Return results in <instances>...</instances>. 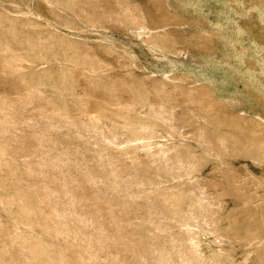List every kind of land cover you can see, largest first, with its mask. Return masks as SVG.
I'll list each match as a JSON object with an SVG mask.
<instances>
[{"label":"rangeland","instance_id":"374dc122","mask_svg":"<svg viewBox=\"0 0 264 264\" xmlns=\"http://www.w3.org/2000/svg\"><path fill=\"white\" fill-rule=\"evenodd\" d=\"M58 1L61 2V5ZM66 1H69L68 4ZM93 71H99L103 75H98ZM2 99L28 100L27 108L46 110V114L49 113L47 116L51 115L50 117H52L54 114L56 115L55 119L61 116L58 111L64 110V115L67 112L69 115L79 116L81 114V116L84 115L83 117H91L93 122L101 127L110 124L111 126L117 125L120 127L121 124H142L143 128L147 126L145 130L138 131L144 137V139L138 140L140 145L137 143L138 141H134L135 143L133 142V145L128 144V147L127 144L116 143H114L116 146L111 145V143L110 146L107 141L100 144V142L105 141V138L100 136L101 134L91 131L93 134L91 136L94 137L96 134L98 140L94 139L97 143L99 142L98 144L101 147H105V150L109 149L107 151L110 152L111 150L110 153H112L113 149L115 152L118 149L117 152L119 153L113 152L112 155L114 153L115 156L120 155V152L121 154L123 152V157L117 160L121 167L132 165L130 168L134 170L135 166L138 167L139 164L138 169L144 171L143 173L139 171L140 173L145 174L147 172L146 174H149L152 177L150 179L154 181L159 178V181H157L160 188L154 187L157 186L156 184H148L147 187L151 186L146 188V185L143 184L140 187L147 190L149 194L142 191L141 195L138 196L139 199L134 198L138 201H131L130 199L131 203L134 202V204H131L129 200L127 202L130 204H128L125 199L121 202L118 198L120 202L117 201L116 197H113L116 202L109 197L110 202V199L105 195H100L102 197L97 200L87 195V193H90L89 190L92 191L93 188L84 180H81L83 178L82 171L87 165L93 169L94 166L98 167L101 164L98 162L97 156L99 154H96L103 149L99 145H95L96 141L93 140L90 134L91 138L89 140L88 133L90 131L81 129L84 131L82 133L78 128L73 129L76 126L71 125L73 127L71 128L70 125H66L64 127V124L60 126L61 124L57 125L58 123L56 125L60 128L57 126L53 128V124L50 125L49 130V127H46L48 125L44 123V118L38 116L37 120H34L35 123L38 121L40 126L37 125L38 123L35 125L32 119V122L29 120L30 116H34L32 111H25L24 114L20 113L21 119L18 116V120L15 121L17 124L14 122L10 124L12 127L8 124L7 126L10 128H7L8 130L3 129L0 125V186L10 188L15 183L20 184L21 181H30L34 184L36 182L39 184L49 183L61 188L65 176L69 179L70 176H77L78 174L79 177H70L69 180L66 177L65 180H68L69 183L72 182L70 187L74 193L71 191V194L87 199L82 198V203L85 201V204L83 203L85 206H92L95 202L96 205L99 204L98 206L107 208L109 202L111 204L115 202L116 205L113 204L114 211L112 212H115L116 215L105 211L96 214H83L89 223L94 224H89L88 231L101 223L105 226L104 232L102 231L104 236L101 235V237L104 240L106 239L107 244L104 241L105 244L102 247L107 249L108 245L109 249L104 250L105 252L102 247L98 248L100 251L97 249L98 259L96 258L95 264H102V262L117 264L116 262H119V259L128 260L127 262L134 264L139 257L142 256L143 258L144 254L146 257L150 255L149 251L148 253L145 252L146 250L142 247L145 246L146 242L152 240L151 237L154 236L156 242L163 240L164 243L168 240L169 242L164 243L165 246L169 245L171 246H168L170 250H175L174 247L177 244L179 245V242L182 241L181 238H185V236L187 238L188 234L190 237L193 236L198 239L200 248H196L212 259L209 262L206 255H203L199 250L201 256H203L200 262L202 264H213L216 259L217 264H232L233 262L234 264H239L238 262L240 264L242 262L243 264H264V0H0V101ZM152 105H154L153 108L148 109V106ZM160 105L162 107L165 105V109L163 108L159 115L163 114L162 117H164L169 114L171 117L166 116L167 118H164H173V121L170 119L171 122H169L155 115L157 113L153 109L160 110L162 108L159 107ZM139 107L141 112L138 110ZM0 114L5 115V113ZM24 115L26 118H24ZM24 119L26 122H24ZM165 121H168V124L171 123L170 125L174 128L172 126L168 128L169 125ZM11 129L13 130L10 131ZM46 129L49 131H46ZM146 129H149V131ZM202 130L203 132H201ZM106 131L109 133L108 128H105ZM80 133L81 136H79ZM125 133L124 135L121 134L119 140L131 134L129 130ZM145 141L152 142L153 151L158 147L172 148L174 145V149L172 148L170 151L168 148V151L173 152L171 153L173 158L178 153L182 155L185 158L186 162L184 164L187 167L178 166L176 163L172 164L173 168L169 169L173 170L172 173L175 172L176 176H172V173L168 174L169 176L166 175V170L170 171L169 169L163 170L165 171L164 175L168 178L167 180L160 172L162 169L158 170V166L161 167L162 162H160L162 164H158L159 162L156 161L157 167L152 162H148V156L144 151L145 147L142 146V143H146ZM157 141H159L158 144ZM55 143H59V146L56 145L60 151L57 150L58 147ZM136 144L142 147H138L137 150L135 148L134 152L133 148L137 146ZM118 145H121V147L124 145L122 149L126 146L128 149H125L129 150L133 156L130 153L126 155L124 152L127 151L125 149L123 151L120 149L121 147L118 148ZM129 145L133 147L131 148ZM91 146L93 148H90ZM95 146L100 150L97 151ZM176 146L178 147L176 148ZM64 147L67 153L64 152ZM56 150L59 155L62 153L64 156L57 154L56 156L52 155L54 157L51 158L50 153L53 152L52 154H54L55 151L56 154ZM174 150L176 152L179 150V152L175 154ZM46 151L50 153L47 155ZM41 153L45 154H43L45 158L38 165L35 163V159L40 161L39 154ZM74 153L79 155L76 156ZM170 153L168 152L169 156ZM65 154L71 160L67 162L64 160V162L63 159H69ZM143 154L146 156H143ZM83 155H85V158ZM134 157H138V159L141 157L142 161H146L141 163L140 159V162H138V159H134ZM51 159H55L54 162L61 166L58 165L56 168L52 166V168L49 165V163H53ZM72 159L78 160V162H75L76 165L77 163L79 165L81 160L83 168H80L81 165L78 166L79 168L76 167ZM83 159L87 161H83ZM186 159L188 161L190 159V163H187ZM45 160H47L46 163H44ZM120 160L123 162L121 163ZM132 160L134 163L135 161L138 163L134 164ZM61 161L69 164L64 165ZM95 161L99 165L93 163ZM191 161L195 165L191 164ZM29 166L37 170L45 168L46 170L42 169V172L39 170L41 174L44 172V175L40 173V175H33L27 171ZM168 166L165 165V168H168ZM181 166L184 168L179 170ZM96 167L95 171H103L102 168H97V170ZM148 167L151 171L147 170ZM153 167H156L159 172L156 169H154L155 171L152 170ZM61 168L62 170L59 171ZM185 168L186 171L189 169L190 173L186 172ZM192 171L193 174H191ZM155 172L161 173L162 176L157 174L158 177H154ZM50 173L52 176L54 174L55 177L50 176ZM160 177L162 178L160 179ZM162 180L164 183L160 184ZM165 182L167 185H163L166 184ZM101 184L99 186L104 187ZM169 185L171 187L167 188ZM191 186H194L193 190L198 191L195 192L200 196V200L197 199L198 195L193 192ZM198 186H203V189ZM153 187L155 190L157 189L158 193L160 191L161 193L155 192ZM162 187L170 191L161 190ZM189 188L192 190V194ZM179 189L183 190L181 194H177ZM153 191L157 196L159 195L160 200L164 199H162V195L168 199L166 198L164 202L160 201L161 203H159V198L156 197ZM144 193H147L148 196L151 195V197L143 196ZM171 193H175V195H171ZM182 195L185 201L181 200ZM142 197L148 198V200L155 198L153 201L158 202L154 203L152 201V203L145 198V200L142 199L148 202L149 205L146 204L150 206L149 209L156 207L154 210L151 209L155 212L153 214L151 210H148L151 216L156 215L154 221H152L153 217L151 219L149 215V218L145 216L146 213L144 214V212L147 211L146 208L148 207L144 204V201L141 203L140 198ZM202 197L206 198V201L208 199L210 206L208 202L203 201ZM106 198L107 200H105ZM179 198H181V201L178 200ZM209 199L211 200L209 201ZM14 200L16 208H25L28 205L27 201L19 194H16ZM87 201H91L92 204L86 205ZM183 201L185 203L189 202L185 204ZM124 203H126V206L128 204L127 208H124ZM189 203L191 207H189ZM211 203H214V205L212 206ZM142 204L143 208L141 209ZM159 204L163 205L161 206V208L164 207L163 210L167 207L165 205H168V209L161 212L163 210H160ZM199 205L205 207L206 211ZM184 206H188L185 207L186 210L193 207L192 209L195 212L192 209L190 212L194 216H189L190 212L186 211ZM130 207H133L132 209L136 207L135 211ZM170 207L172 212L168 211ZM121 208L127 210L124 211ZM157 208H159L160 214L164 213L165 216L158 215ZM208 209L210 212L211 209L213 210L209 216ZM173 210L176 211V214L173 213ZM133 211L139 214L137 215ZM169 213H173L174 217ZM177 214L179 217L176 216ZM113 215L115 218H113ZM196 215L197 217H195ZM169 216L176 218V220L180 216L190 217L191 219H186L189 227L188 224L183 225L187 226L188 229L180 226L176 220L174 226L172 227L171 224L172 228H170L171 220L174 219ZM0 217L2 221L3 219L4 221L7 220L6 212L0 210ZM156 217H166L168 221H163L166 218L157 219L161 221L159 224V222H156ZM200 217H203V221ZM89 218L90 220H88ZM206 218L210 222L205 220ZM115 219H118V221ZM145 219L148 225L145 224ZM94 220L95 222L97 220V224ZM214 220L219 221L214 223ZM162 223H164V227L165 224L169 223L165 227L168 231L163 228L166 230L165 233L162 232V227L161 229L159 227L163 225ZM217 223L218 225L215 226ZM148 226H151V230ZM178 226H180L179 229ZM152 227L157 228V230ZM148 228L150 232H146ZM145 229L146 231H144ZM177 231L181 233V235L179 234L180 237L182 236L181 238L176 235ZM159 232L162 234L160 237ZM171 235L174 236L175 240ZM142 238H145L143 241H146L144 245H142ZM149 238L150 240H148ZM157 238H159L158 241ZM161 238L162 240H160ZM172 238L173 241H170ZM83 240L79 239L78 242L85 246L86 241L83 242ZM171 242L176 244L173 243V246ZM137 243L138 245L140 243L142 247L140 245L139 248L136 247ZM185 244L184 246H188L187 243ZM133 246L136 248H131ZM184 249L188 250V247ZM125 250H127V253ZM140 250L142 251L140 252ZM107 252H110L109 259ZM117 253L121 255H115ZM133 253L135 256H139L136 258L132 256ZM24 254H27V251H23L22 256ZM6 256L8 257V254ZM175 256L176 254L173 257L178 262V257ZM113 257H115L114 260ZM149 257V260L146 258L148 261L146 260L145 264H151L158 260L156 258L152 261L154 254ZM173 257L171 255L169 260ZM205 258H207L206 261ZM27 259L26 256L23 258V260ZM173 259L171 261L176 263ZM9 262H1V264H8ZM157 262V264H161L159 260ZM162 262V264H166V262Z\"/></svg>","mask_w":264,"mask_h":264},{"label":"bare ground","instance_id":"6f19581e","mask_svg":"<svg viewBox=\"0 0 264 264\" xmlns=\"http://www.w3.org/2000/svg\"><path fill=\"white\" fill-rule=\"evenodd\" d=\"M14 2V1H13ZM56 2V1H55ZM59 2V1H58ZM67 2V1H66ZM69 2V1H68ZM68 2H67V4H68ZM70 2H72V1H70ZM17 3V2H16ZM60 3V5H61V2H59ZM53 4H54V2H53ZM56 4V3H55ZM58 5V4H57ZM64 5V4H63ZM18 6V5H17ZM16 6V7H17ZM15 7V6H14ZM13 7V8H14ZM20 8H22V7H20ZM28 9V8H27ZM26 11H28V10H26ZM34 11V10H33ZM31 12V11H30ZM19 13H21V12H19ZM26 13V12H25ZM24 13V14H25ZM26 14H29V13H26ZM36 15V14H35ZM93 72H95L96 74L98 73V75H103L101 72H99V71H93ZM92 76V75H91ZM119 79H120V77H119ZM96 82H97V80H96ZM95 82V83H96ZM28 100H21V101H15V100H6V99H2L1 101H0V113H5V115H8V116H5V115H2V114H0V115H2V116H5V117H0L1 119H2V121L0 120V125H1V127L3 128V129H7V128H9V126H11L10 124H13V122L14 123H16L15 121H17L18 120V116H19V114L20 113H23L24 114V112L25 111H27V112H31L32 111V113H33V115L34 116H30V121H31V119L34 121V120H37L36 118L38 117V116H40L41 118H44L45 119V122L44 123H46V125H48V126H46L47 128L49 127V130H50V125H53L52 127L53 128H55L57 125H59V124H61L60 126H62L63 124H64V127L66 126V125H73V127L74 126H76L75 128H73L72 126H71V128H73L74 130L76 129V128H78L79 129V131H82V133H84V131L83 130H81V129H84V130H86V131H90V133H88V136H89V134H90V136L91 135H93L92 134V130L94 131V132H96V134L97 133H99V134H101L100 136H103L104 138H105V141H102V142H100V144H102L103 142H109V145H110V143H111V145H114V143H116V144H127L126 146L128 147V144H132L133 145V142L134 141H138V140H142V139H144V137H142L140 134H139V132L138 131H140V130H142V129H144L145 130V128L147 127L146 125V127L145 128H143L142 127V124H140V125H137V124H121L122 126L120 127V126H117V125H112L111 126V124L110 125H104V126H106V127H101L100 125H97L95 122H93V120H92V118L90 117V118H87V117H83V116H81V114L79 115V116H74V115H69L67 112H65V115H64V110H60V111H58L59 112V115H61V116H58V117H56V119H55V116L56 115H54L53 114V116L52 117H50L49 115L47 116V114H49V113H47L46 114V110L44 111V110H41V109H29V108H27L28 107ZM125 103H128V102H125ZM118 104H120L119 102H118ZM150 104V103H149ZM160 104V103H159ZM126 105V104H125ZM133 105V104H132ZM140 105V104H139ZM155 105V104H154ZM154 105H152V106H148V109L149 108H153V106ZM128 106V105H127ZM129 106H130V104H129ZM137 106V105H136ZM141 106H142V104H141ZM140 106V107H141ZM144 107H145V105H143ZM157 106V105H156ZM132 107V106H131ZM134 107H135V105L132 107L133 109H134ZM140 107H139V109L138 110H140ZM143 107V108H144ZM158 107V106H157ZM160 108L162 107L161 105L159 106ZM165 107V105L159 110V109H157V110H154L153 109V111L155 112L156 111V113L157 114H155L157 117H161V118H167L168 116L169 117H171L169 114H168V116L166 115V114H164V115H166V116H164V117H162L163 116V114L160 116L159 114L162 112L161 110H163V108ZM123 108V107H122ZM142 108V107H141ZM128 109V108H127ZM131 109V108H130ZM133 109H131V110H133ZM165 109V108H164ZM129 110V109H128ZM137 110V109H136ZM170 110V109H169ZM152 110H151V112H153ZM171 111V110H170ZM140 112H141V110H140ZM142 112H144V111H142ZM149 112H150V110H149ZM53 113V112H52ZM85 113V112H84ZM164 113H165V111H164ZM170 113V112H169ZM172 113H173V111H172ZM172 113H171V115H172ZM51 114V113H50ZM63 114V115H62ZM73 114V113H72ZM87 114V113H86ZM153 115H154V113H153ZM154 115V116H155ZM86 116V115H85ZM87 116H88V114H87ZM155 116V117H156ZM173 116V115H172ZM156 117V118H157ZM19 118L21 119V117L19 116ZM24 118H26L25 117V115H24ZM27 118H29V117H27ZM160 118V120L162 121V119ZM164 118V119H165ZM158 119V118H157ZM163 119V120H164ZM171 120L173 119V118H170ZM169 118L168 119H165V120H170ZM25 120V119H24ZM28 120V119H27ZM167 121V122H168ZM173 121V120H172ZM19 122V121H18ZM21 122H22V120H21ZM24 122H26V120L24 121ZM23 122V123H24ZM32 122V121H31ZM40 122V121H39ZM166 122V121H165ZM166 122V123H167ZM169 122H171V121H169ZM34 123H35V121H34ZM34 123H33V125H34ZM37 123H38V121H37ZM37 123H35V125L37 124ZM58 123V124H57ZM110 123V122H109ZM119 123V122H118ZM9 124V126H7ZM17 124V123H16ZM57 124V125H56ZM114 124V123H113ZM120 124V123H119ZM144 124H146V123H144ZM168 124V123H167ZM171 124V123H170ZM170 124H168L169 126H168V128H170L172 125H170ZM30 125V124H29ZM37 125H39L40 126V124L38 123ZM45 125V124H44ZM43 125V126H44ZM15 126V125H14ZM32 126V125H31ZM30 126V127H31ZM60 126H57V127H59L60 128ZM70 126H68V127H70ZM12 127V126H11ZM51 127V128H52ZM67 127V128H68ZM173 127V126H172ZM42 128V127H41ZM70 128V129H71ZM105 128L107 129L108 128V130H109V133H107L108 131H106L105 132ZM174 128V127H173ZM176 128V127H175ZM202 128V127H201ZM10 129V128H9ZM14 129H15V127H14ZM32 129V128H31ZM40 129V128H39ZM77 129V130H78ZM150 129V128H149ZM149 129L147 130V131H149ZM8 130V129H7ZM13 129H11L10 131H12ZM34 130H35V128H34ZM44 130H45V127H44ZM48 129H46V131H47ZM48 130V131H49ZM76 130V131H77ZM127 130H129L130 132H131V134L127 137V135L126 136H124V137H126V138H124V139H122V140H119V138H121V134H126L125 133V131H127ZM175 130V129H174ZM201 130V129H200ZM32 131V130H31ZM79 131H77V132H79ZM143 131V130H142ZM172 131V130H171ZM171 131H169L170 133H171ZM175 131H177V130H175ZM38 132V131H37ZM52 132V131H51ZM93 132V133H94ZM178 132V131H177ZM201 132H203V130L201 131ZM35 133H36V131H35ZM41 133V132H40ZM44 132H43V130H42V134H43ZM49 133V132H48ZM39 134V133H38ZM41 134V135H42ZM52 134V133H51ZM51 134H50V136H51ZM79 134V133H78ZM95 134V133H94ZM96 134L94 135V137L93 136H91L92 138H93V140L94 141H96V139L98 138H96ZM98 134V135H99ZM200 134V133H199ZM33 135H34V131H33ZM54 135V134H53ZM97 135V136H98ZM203 135H204V133H203ZM202 135V136H203ZM43 136V135H42ZM47 136V135H46ZM79 136H81V133H80V135ZM82 136H84V135H82ZM89 136V140H90V137ZM145 136V135H144ZM201 136V135H200ZM36 137H37V135H36ZM43 137H45V136H43ZM85 137V136H84ZM39 138V137H38ZM40 138H42L41 136H40ZM86 138H87V136H86ZM94 138H96V139H94ZM100 138V137H99ZM57 139V138H56ZM56 139H55V141H56ZM88 139V138H87ZM98 140V139H97ZM100 141L102 140V138L101 139H99ZM204 140V139H203ZM39 141H40V139H39ZM86 141V140H85ZM92 141V140H91ZM90 141V142H91ZM149 141H151V140H149ZM202 141V140H201ZM200 141V142H201ZM87 142H89V141H87ZM142 142V141H141ZM146 143H142V146H143V148L145 147V152H146V155L148 156V158H147V160H148V162H152V164H155L154 166H156V165H158V164H162V166L164 165V163H165V165L167 166V165H169L168 166V168L166 167L165 168V165L163 166L164 167V169H163V167L161 166H158V170L159 169H162V171L160 170V172H162L163 173V175H164V172L165 171H163V170H166V169H169V168H173L172 167V164H174V163H176L178 166L179 165H182V166H185V167H187L186 166V164H184L186 161H185V158H183V156L182 155H180L179 153H178V155H176V157H175V155H174V158L172 157V155H171V153H173V152H171L170 153V149H174V147L172 146V148H169V147H167V148H164V147H156V148H154V149H156V150H154L153 151V147H152V145L153 144H151L152 142H148V141H145ZM148 142V143H147ZM158 142L159 141H157L156 143L158 144ZM203 142V141H202ZM41 143V145H42V141L40 142ZM92 143V142H91ZM95 143V142H94ZM93 143V144H94ZM99 143V142H98ZM97 143V141H96V143H95V145L96 146H100V144H98ZM113 143V144H112ZM135 143V142H134ZM139 145H140V143H139V141L137 142ZM150 143V144H149ZM58 145L59 146V143H55V145ZM88 144V143H87ZM93 144H91V145H93ZM138 144H136L137 146L136 147H134L133 149H134V152H135V148H136V150H137V148L138 147H142V146H139ZM54 145V146H55ZM56 145V147H58ZM89 145H90V143H89ZM110 145V146H111ZM121 145L119 146L118 145V148L119 147H121ZM132 145H129V146H131V148L133 147ZM156 145V144H155ZM177 145V144H176ZM50 146V145H49ZM95 146V147H96ZM103 146H104V144H103ZM106 146V145H105ZM114 146H116V145H114ZM113 146V148H115V149H117L116 147H114ZM124 146V145H123ZM122 146V147H123ZM125 146V148H127ZM135 146V145H134ZM179 146V145H178ZM178 146H176V148L178 147ZM61 147H63V146H61ZM109 147V146H108ZM122 147L120 148V149H122ZM53 148V147H52ZM90 148H93V146H91ZM98 147H96V149H97ZM100 148H103L102 149V151L99 153H97V151H99L98 149H97V151L95 150V148H94V150H95V152L97 153L96 155H98L99 154V156H97L98 157V162H100L101 164L99 165L96 161L95 162H93V163H97L99 166L98 167H96V166H94V168L92 169L91 167H88V165H87V162H86V165H87V167L85 166L84 167V169H83V178L81 179L82 181L84 180L88 185H90V187H92L93 188V190L92 191H90L89 190V192L90 193H87V195H89L90 197H92L93 199H95L96 198V200L97 199H100L102 196H100V195H105V197H107V198H109V197H111V199H113V197H116L117 198V201H119L118 200V198H120V201L121 200H123V199H125V201L127 202L128 200H129V202L131 203V201H138V200H136V199H139V195H141V192L142 191H144V192H147V190H144V189H142V187H140L141 185H146V188H149L152 184H156L157 186H154V187H158V188H160L159 186H158V179L159 178H156L157 180V182L156 181H154L153 179H150V178H152V177H150L149 176V174H146L147 172H145V174H142L144 171H142V169H141V171H142V173H140L141 171H140V169H138L139 168V164H138V167L137 166H135L134 164L136 163V161H135V163L133 162V160L134 159H138V157H134V159L132 160V162L134 163L133 165L136 167L134 170H132L130 167L132 166V165H126V166H124V167H121L120 166V164H118L117 162V160H118V158H122L123 156H122V154H123V152H122V154H121V152H120V155L119 154H117L116 156H115V153L118 151V149H117V151L115 152L114 151V149H113V152H115L114 153V155H112V153H110L111 152V150H110V152H108L107 150H109V149H107V150H105L106 148L105 147H101L100 146ZM125 148H123L122 150L124 151V149ZM168 148H169V150L170 151H168ZM175 148V149H176ZM50 149V148H49ZM54 149H56L55 147H54ZM61 149V148H60ZM128 149V148H127ZM207 149V148H206ZM57 150H59V147H58V149ZM57 150H56V154H55V151H54V154H52V153H50V152H47L46 151V154L48 155V153H50V157L51 158H53L52 157V155H57L58 153H57ZM62 150H63V148H62ZM64 150H65V147H64ZM80 150H81V148H80ZM93 150V151H94ZM104 150V151H103ZM126 150V149H125ZM44 151V150H43ZM42 151V152H43ZM50 151V150H49ZM53 151V150H52ZM60 151V150H59ZM106 151V152H105ZM127 151V150H126ZM173 151V150H172ZM175 151V150H174ZM181 151V150H180ZM64 152H66L67 153V150H65ZM81 152V151H80ZM168 152L170 153V156L174 159H172L169 155H168ZM176 152V151H175ZM177 152H179V150L177 151ZM177 152L175 153V154H177ZM182 152V151H181ZM180 152V153H181ZM207 152H208V150H207ZM44 153H45V151H44ZM44 153H41V154H39L40 155V158H41V162L39 161V159L37 160V159H35L36 161H39V162H36L35 161V163H37L38 165L39 164H41L43 161H42V159L43 158H45V157H43V154ZM61 153V152H60ZM82 153V152H81ZM117 153H119V152H117ZM126 155L127 154H131V152H129V150L127 151V152H124ZM136 153H137V151H136ZM183 153V152H182ZM181 153V154H182ZM192 153V152H191ZM190 153V154H191ZM210 153V152H209ZM78 154V153H77ZM76 153H74V155H76V156H78ZM93 154H94V152H93ZM184 154V153H183ZM187 154H189V153H187ZM223 154V153H222ZM45 155V154H44ZM59 155V154H58ZM67 154H65V156H66ZM81 155V154H80ZM134 155H136V154H134ZM146 155H144L143 154V156H146ZM185 155V154H184ZM195 155V154H194ZM59 156H64V155H62V153H61V155H59ZM71 156V155H70ZM82 156V155H81ZM80 156V157H81ZM85 155H83V157H84ZM131 156H133L132 154H131ZM37 157H38V155H37ZM47 158H48V156H46ZM49 157V158H50ZM58 157V156H57ZM67 157L69 158V156L67 155ZM79 157V158H80ZM92 157V156H91ZM127 157V156H126ZM142 157V156H141ZM140 157V158H141ZM186 157V156H185ZM192 157V156H191ZM36 158V157H35ZM56 158V157H55ZM60 158V157H59ZM63 158V157H62ZM71 158H73V157H71ZM76 158V157H75ZM78 158V159H79ZM82 158V157H81ZM80 158V159H81ZM85 158V157H84ZM93 158V157H92ZM94 158H95V155H94ZM128 158V157H127ZM131 158V157H130ZM139 158V159H140ZM56 159H58V158H56ZM61 159V158H60ZM59 159V160H60ZM139 159H138V162H140L139 161ZM142 159H144V158H142ZM145 159H146V157H145ZM172 159V160H171ZM49 160V159H48ZM51 160H53V163L51 162V164L49 163V165L52 167V166H55L54 168H56V166L58 167V163H56V162H54V161H56L55 159H51ZM59 160H58V162H59ZM64 160H66V162L68 161V160H71L70 158L69 159H63V161ZM74 160V163L77 161L78 162V160L76 159H72V161ZM82 160V159H81ZM81 160H80V164L79 165H81ZM85 159H83V161H84ZM125 160V159H124ZM131 160V159H130ZM141 160V159H140ZM187 160V159H186ZM46 161L47 160H45L44 161V163H46ZM63 161H61V162H63ZM85 161H87V160H85ZM121 161V163L123 162L122 160H120ZM143 161H146V160H143ZM142 160H141V163L143 162ZM156 161H158L157 163L158 164H156ZM188 161V160H187ZM189 161H190V159H189ZM187 162V163H190V162ZM194 161V160H193ZM32 162V161H31ZM50 162V161H49ZM65 162V161H64ZM63 162V164L65 165H67V164H69V163H64ZM91 162V161H90ZM89 162V163H90ZM137 162V163H138ZM160 162H162V163H160ZM192 162V161H191ZM34 163V162H33ZM43 163V164H44ZM73 163V164H74ZM92 163V164H93ZM125 163V162H124ZM136 163V164H137ZM140 163V164H141ZM145 163V162H144ZM149 163V164H150ZM82 164H83V162H82ZM85 164V163H84ZM91 164V165H92ZM149 164H147V165H149ZM191 164H194L193 162L191 163ZM189 165V166H192V165ZM74 165H76V163L74 164ZM78 165V163H77V165H76V167H78L79 166ZM90 165V164H89ZM93 165H96V164H93ZM141 165H143V164H141ZM140 165V166H141ZM146 165V164H145ZM151 165V164H150ZM171 165V166H170ZM177 165H175V166H177ZM195 165V164H194ZM41 166V165H40ZM43 166V165H42ZM41 166V167H42ZM46 166V165H45ZM59 166H61V165H59ZM152 166V165H151ZM179 167V170L180 169H182V168H184V167ZM36 167V166H35ZM44 167V166H43ZM62 167H65V166H62ZM83 168V166L81 165L80 166V168ZM95 167H96V169L97 168H102L103 169V171L102 172H97V171H95L94 169H95ZM121 167V168H120ZM142 167V166H141ZM157 167V166H156ZM156 167L154 168L153 167V169L152 170H154V169H156ZM160 167V168H159ZM53 168V167H52ZM79 168V167H78ZM81 168V169H82ZM143 168V167H142ZM144 168H145V166H144ZM149 168L150 167H148V169L147 170H149ZM152 168V167H151ZM189 168V167H188ZM43 170H46L45 168H42ZM41 168H39V170L41 171L42 170ZM49 169H51V168H49ZM81 169H80V175H81ZM175 169V168H174ZM190 170H191V168H189ZM189 169H187V171L189 170ZM193 169H194V167H193ZM192 169V170H193ZM39 170H37V169H35V168H33V167H31V166H29V168H28V172H30V173H32L33 175H40L41 173L39 172ZM59 170V169H58ZM62 170V168L59 170V171H61ZM63 170H65V169H63ZM79 170V169H78ZM98 170V169H97ZM157 170V169H156ZM157 170V171H158ZM170 171H167L166 170V175H168V174H171L172 173V171H171V169H169ZM178 170V171H179ZM47 171H48V169H47ZM47 171H45V172H47ZM51 171V170H50ZM101 171V170H100ZM140 171V172H139ZM149 171H151V169L149 170ZM155 171V170H154ZM185 171H186V168H185ZM186 171V172H187ZM194 171V170H193ZM193 171H192V173L191 174H193ZM42 172V171H41ZM53 172V171H52ZM55 172H56V169H55ZM64 172V171H63ZM159 172V171H158ZM156 173V175L154 176V177H158L157 176V174H160L161 176H162V174L161 173ZM168 172H170V173H168ZM189 172V171H188ZM40 173V174H39ZM48 173V172H47ZM152 173V172H151ZM150 173V174H151ZM173 173H175V172H173ZM171 174L172 176H176V173L175 174ZM190 173V172H189ZM43 175H44V172L42 173ZM41 174V175H42ZM57 174V173H56ZM59 174V173H58ZM66 174V173H65ZM154 174V173H153ZM190 174V175H191ZM49 175V174H48ZM71 175V174H70ZM73 175H74V173H73ZM159 175V176H160ZM166 175H164L165 176V178L168 180V178L166 177ZM178 175V174H177ZM50 176H52L51 175V173H50ZM53 176L55 177V175L53 174ZM52 176V177H53ZM65 176V175H64ZM77 176H78V174H77ZM76 175L75 176H70V177H77ZM169 176V175H168ZM174 176V177H175ZM187 176V175H186ZM189 176V175H188ZM51 177V178H52ZM67 176H65V178H66ZM70 177H69V179H70ZM79 177V176H78ZM81 177V176H80ZM153 177V178H154ZM191 177H193V176H191ZM49 178V177H48ZM47 178V179H48ZM65 178L62 180L63 181V183H62V185L63 186H61V188H57V187H55V186H53V184H49V183H33V182H30V181H28V182H20V184H14L13 186H11L10 188H6V187H4V186H0V210H3L4 212H6V214H7V220H5L4 221V219H3V221H2V219H0V238H1V243H2V245L0 246V264H1V262H6L7 263V261H10L8 264H95L96 263V258L98 259V257H97V249L98 248H101L102 246H103V244H105L104 243V241L106 240H104L102 237H101V235H103L104 233H102V231L104 232V225L101 223L100 225H98L97 227L95 226L92 230H90V231H88V229H87V227L88 226H90L89 224L91 223H89L87 220H86V216H83V214H86L87 215V213H89V214H96V213H100V212H102V211H105V212H108V213H112V214H115L116 215V213L115 212H112V211H114V207H113V204L114 205H116L115 204V202H113V200H112V202H113V204H111L110 202H111V199H110V202H109V205L107 206V208H103V207H101V206H98V205H96L95 204V202H93L92 200V202H93V204L94 205H92V206H90L89 204H92V203H90L89 201H87V203H86V205H89V206H85L84 204V202L85 201H83V203H82V198L80 197V196H76V195H73V193H74V191L71 189V187H70V184L72 183L71 181H70V183H69V179H68V177L66 178V179H68V180H65ZM162 177H160V179H161ZM170 178H171V176H170ZM189 178V177H188ZM72 179H75V178H72ZM71 179V180H72ZM78 179V178H77ZM80 179V178H79ZM155 179V178H154ZM174 179V178H173ZM193 179V178H192ZM192 179H191V181H192ZM76 180V179H75ZM165 180V179H164ZM171 180H172V178H171ZM170 179H169V181H171ZM48 181V180H47ZM77 181V180H76ZM75 181V182H76ZM166 181V180H165ZM167 182V181H166ZM165 182V183H166ZM52 183V182H51ZM54 184H55V182H53ZM100 183H102L101 185L103 186L104 185V187H102L101 188V186H99L100 185ZM145 183H147V184H145ZM162 183H164V181L162 180L161 182H160V184H162ZM73 184H74V182H73ZM148 184H151L150 186H148L147 187V185ZM159 184V185H160ZM168 184H170V183H168ZM77 186H79L78 184H76ZM75 185V186H76ZM83 185V184H82ZM163 185H167V183L166 184H163ZM172 185V184H171ZM171 185H169V187H167V188H170L171 187ZM73 186V185H72ZM162 186V185H161ZM177 186V185H176ZM208 186V185H207ZM87 187V186H86ZM89 187V186H88ZM87 187V188H88ZM145 187V186H144ZM153 187V188H154ZM165 187V186H164ZM173 188H174V185L172 186ZM192 187V186H191ZM194 187V186H193ZM193 187H192V190H193ZM199 187V186H198ZM197 187V188H198ZM202 187V189H203V186H200L199 188H201ZM206 187V186H205ZM78 188V187H77ZM101 188V189H100ZM139 188H141V189H139ZM145 188V189H146ZM152 188V189H153ZM157 188V189H158ZM164 189L163 187H162V189L161 190H166L167 192L168 191H170V190H168V189ZM177 188V187H176ZM209 188V187H208ZM71 189V190H70ZM82 189H83V187H82ZM91 189V188H90ZM156 189V190H157ZM182 189V188H181ZM190 189V188H189ZM194 189H196V188H194ZM75 190V189H74ZM153 190H155V188L153 189ZM155 190V192H157ZM180 190V189H179ZM179 190H177L178 192H177V194L178 193H182L183 192V190L181 191L180 190V192H179ZM191 190V189H190ZM192 190H191V194H192ZM199 190H201V189H199ZM71 191H73V193L71 194ZM88 191V190H87ZM148 191H149V189H148ZM151 191V190H150ZM166 191H164V192H166ZM198 192L197 190H193V192ZM202 192H203V190H201ZM205 191H206V189H205ZM154 192V191H153ZM153 192H151V193H153ZM155 192H154V194H155ZM175 192V191H174ZM187 192H189V191H187ZM195 192V193H196ZM148 194H149V192H147ZM146 193V194H147ZM158 193V192H157ZM161 193V191L158 193V194H160ZM200 193V192H199ZM203 193H206V192H203ZM203 193L201 194V196L203 195ZM208 193V192H207ZM16 194H19L22 198H24L25 199V201H27V203H28V205L27 206H25V208L24 207H18V208H16L15 206H14V204H15V200H14V197L16 196ZM85 194V193H84ZM83 194V195H84ZM145 193L143 194V196L145 195V196H147L148 198H150L151 197V195L150 196H148V194L146 195ZM153 194V195H154ZM165 194V193H164ZM168 194V193H167ZM175 195V193H171V195ZM179 194V195H180ZM194 194V193H193ZM197 194V193H196ZM59 195V196H58ZM81 196H83L82 194H80ZM156 195V197L157 198H159V203H161L160 201H162V202H164V200L167 198L166 196L165 197H163L164 195H162L161 197H162V199L163 200H160L161 198L160 197H158L157 196V194H155ZM185 195V194H184ZM198 195V194H197ZM206 195V194H205ZM208 195V194H207ZM85 196V195H84ZM170 196V195H169ZM181 196V195H180ZM199 196V195H198ZM197 196V199H199L200 198V196L198 197ZM80 197V198H79ZM100 197V198H99ZM105 197H103V198H105ZM138 197V198H137ZM155 197V196H154ZM155 197V198H156ZM176 197H178L177 195H176ZM183 195H182V199L181 198H179L178 200H184L183 199ZM186 197V196H185ZM206 197V196H205ZM87 198H88V196H87ZM107 198L105 199V200H107ZM134 198H136L135 200H134ZM145 198V197H144ZM143 197L142 198H140V200H141V203H142V201H144L145 199H147L148 200V198H145L144 199ZM155 198H153V200H155ZM156 198V199H157ZM170 198H172V197H170ZM203 198V197H202ZM210 198V197H209ZM80 199V200H79ZM83 199H86L85 197L83 198ZM90 199V198H89ZM88 199V200H89ZM108 199V200H109ZM130 199H131V201H130ZM133 199V200H132ZM142 199H144V200H142ZM168 199V198H167ZM186 199V198H185ZM206 199V198H205ZM204 198H203V201H205V202H208V199H207V201L205 200ZM87 200V199H86ZM149 200H151V201H149ZM148 200V202H152L153 200H152V198L151 199H149ZM180 200V201H181ZM200 200V199H199ZM211 199H209V201H210ZM81 201V202H80ZM100 201V200H99ZM99 201H97V202H99ZM119 201V202H120ZM168 201V200H167ZM185 201V200H184ZM183 201V202H184ZM104 202V201H103ZM106 202V201H105ZM118 202V203H119ZM121 202H123V201H121ZM129 202H127L128 204H130ZM148 202H145L144 201V204H148ZM154 202V201H153ZM152 202V203H153ZM155 202H157V201H155ZM154 202V203H155ZM157 202V203H158ZM189 202V201H188ZM188 202H184L185 204H188ZM78 203H81V204H78ZM100 203H102V202H100ZM107 203V202H106ZM118 203H117V205H118ZM165 203H166V201H165ZM178 203V202H177ZM182 203V202H181ZM184 203H182V204H184ZM202 204H203V202H201ZM201 203H199V204H201ZM209 203V202H208ZM207 203V204H208ZM83 204V205H82ZM108 204V203H107ZM126 203H124V205H125ZM128 204H127V206H128ZM131 204H134V202L133 203H131ZM147 204H146V206H147ZM163 204V203H162ZM169 204H172V203H169ZM182 204H181V206H182ZM190 204V203H189ZM123 205V206H124ZM149 205V204H148ZM151 205V204H150ZM155 205H157V204H155ZM176 207H177V205L176 204H174ZM195 205V204H194ZM211 205L213 206L214 205V203H211ZM122 206V205H121ZM122 206V207H123ZM127 206L125 205L124 206V208L126 207L127 208ZM130 206V205H129ZM132 206V205H131ZM140 206V205H139ZM138 206V207H139ZM153 206V205H152ZM159 206H160V210H163L162 208H164V207H162L161 208V206H163V205H161V204H159ZM165 206H167L165 209H168V205H165ZM174 206V207H175ZM193 206V205H192ZM200 206V205H199ZM204 206H206V207H208V208H210L209 206H210V203H209V206H207V205H204ZM116 207V206H115ZM118 207V206H117ZM116 207V208H117ZM148 208H146L147 209V211L146 212H144V214L146 213V215L145 216H147V218H151L152 219V217H153V219H152V221H154V217L156 216H151L150 214V212H148V210H151V209H153L154 210V208H156V207H154V208H151V209H149L150 208V206H147ZM158 207V206H157ZM172 207V206H171ZM170 207V209L168 210L169 212L171 211L172 212V208ZM173 207V208H174ZM183 207V206H182ZM181 207V208H182ZM185 207H188V206H184V208ZM189 207H191V204L189 205ZM200 207H202L203 209L205 208V207H203L202 205L200 206ZM120 208V207H119ZM131 209L133 208V207H130ZM140 208V207H139ZM143 208V204H142V206H141V209ZM193 208V207H192ZM191 208V209H192ZM201 208V209H202ZM121 209H123V208H121ZM134 209H136V207L134 208ZM134 209H132V210H134ZM145 209V208H144ZM159 208H157V211H159L158 210ZM164 209V210H165ZM191 209L189 208V209H187L189 212L191 211ZM124 211L125 210H127V209H123ZM138 210V209H137ZM153 210H151L152 211V214L153 213H155V212H153ZM164 210L163 211H161V212H164ZM175 210V209H174ZM174 210H173V213H175L176 214V211L174 212ZM185 210H186V208H185ZM186 210V211H187ZM193 210V209H192ZM205 211H206V209H204ZM209 210V209H208ZM135 211V210H134ZM133 211V212H134ZM143 211V210H142ZM155 211H156V209H155ZM156 211V212H157ZM194 212H195V210H193ZM192 211V212H193ZM201 211V210H200ZM213 210L211 209V212H212ZM147 212H148V214H147ZM167 212V211H166ZM184 212V211H183ZM193 212V213H194ZM204 212V211H203ZM211 212H210V210H209V213L210 214H208V216L209 215H211ZM135 214H139V213H137V212H134ZM133 213V214H134ZM150 213V214H149ZM158 213V212H157ZM173 213H169V214H172L173 215ZM178 213V212H177ZM185 214H188V213H186V212H184ZM197 213V212H196ZM195 213V214H196ZM206 213V212H205ZM207 213H208V211H207ZM206 213V214H207ZM162 214V213H161ZM160 214V211H159V213H158V215H161ZM166 214V213H165ZM201 214V213H200ZM204 214V213H203ZM148 215H149V217H148ZM157 215V216H158ZM163 216H165L164 215V213L162 214ZM190 215H193L191 212H190V214H189V216ZM198 215V214H197ZM197 215L195 216V217H197ZM114 216V215H113ZM167 216V215H166ZM177 217H179V215L177 214L176 215ZM175 216V217H176ZM194 216V215H193ZM201 216V215H200ZM25 217V218H24ZM83 217H85V218H83ZM138 217V216H137ZM158 217H160V216H158ZM170 217V216H169ZM172 217V216H171ZM170 217V218H171ZM173 217H174V215H173ZM172 217V218H173ZM203 217H204V215H203ZM202 217V218H203ZM1 218V217H0ZM113 218H115V216L113 217ZM146 218V217H145ZM146 218V219H147ZM163 218V217H162ZM162 218H157L156 217V220L157 219H161L162 220ZM166 218V217H165ZM165 218H163V219H165ZM171 218V219H172ZM201 218V217H200ZM201 218V219H202ZM145 219V220H146ZM151 219H148L149 221L151 220ZM170 219V220H171ZM174 220H171V223H170V228H172L174 225V221L176 220V218H173ZM186 219H191L190 217H187V218H185V217H181L180 216V218H177V223L180 225V226H183V225H187L188 224V227H189V223H188V220H186ZM195 219V218H194ZM193 219V220H194ZM200 219V220H201ZM215 219V218H214ZM88 220H90V218L88 219ZM115 220H117L118 221V219H115ZM144 220V219H143ZM159 220H157L156 222H159V224H160V222L161 221H159ZM167 220V218L165 219V220H163V221H166ZM193 220H191V221H193ZM205 220H208L207 218L205 219ZM204 220V221H205ZM210 220H211V218H210ZM212 220H213V218H212ZM216 220V219H215ZM214 220V223L215 222H218V221H215ZM91 221H93L92 219H91ZM116 221V222H117ZM168 221V220H167ZM166 221V222H167ZM202 221H203V219H202ZM209 221V220H208ZM94 222H95V220H94ZM98 222H99V219H98ZM165 222V223H166ZM170 222V221H169ZM195 222H197V220H195ZM205 222H207V221H205ZM210 222V221H209ZM212 223H213V221H211ZM96 224H97V220H96V222H95ZM100 223V222H99ZM120 223V222H119ZM141 223H145V222H141ZM148 222H147V220H146V223L145 224H147ZM151 223V222H150ZM149 223V224H150ZM152 223H154V222H152ZM200 223H201V221H200ZM91 224H93V223H91ZM95 224V225H96ZM116 224V223H115ZM156 224V223H155ZM163 225H161V226H159L160 227V229H161V227H162V229L163 228H165L166 226H167V224H169V223H167V224H165V227H164V223H162ZM171 224H172V227H171ZM177 224V225H178ZM193 224V223H192ZM208 224V223H207ZM94 225V224H93ZM148 225V224H147ZM158 225V224H157ZM200 225V224H199ZM218 225V223L215 225V226H217ZM92 226V225H91ZM146 226V225H145ZM144 226V227H145ZM152 226V225H151ZM150 226V227H151ZM154 226V225H153ZM180 226H178V229H179V227ZM190 226H191V224H190ZM149 227V226H148ZM149 227V228H150ZM175 227H176V225H175ZM183 227H186L187 228V226H183ZM182 227V228H183ZM118 228H119V226H118ZM146 229H147V226L145 227ZM149 228H148V230L146 231V229L144 230V231H146V232H148L149 231ZM153 228V227H152ZM154 228H155V226H154ZM153 228V229H154ZM169 228V229H170ZM165 229H167V228H165ZM188 229V228H187ZM38 230V231H37ZM150 230H151V228H150ZM154 230H157V228L156 229H154ZM180 230H182V229H180ZM185 230V229H184ZM159 231V230H158ZM161 231V230H160ZM165 231L166 230H164L163 229V231L162 232H164L165 233ZM167 231H168V229H167ZM37 232V233H36ZM150 232V231H149ZM156 232V231H155ZM170 232V231H169ZM180 232H182V231H180ZM184 232V231H183ZM102 233V234H101ZM151 233H153L152 231H151ZM163 233V234H164ZM174 233V232H173ZM188 233V232H187ZM156 233H154V235H155ZM158 234H160V232L158 233ZM169 234H171V233H169ZM176 234V233H175ZM179 234L181 235V233H179V231H177V234L176 235H178L179 236ZM146 235H148V234H146ZM162 234H160L159 235V237L161 236ZM174 235V234H173ZM176 235H174V236H176ZM185 235H187V234H185ZM104 236V235H103ZM106 236V235H105ZM151 236H153V235H151ZM156 236H157V234H156ZM155 236V237H156ZM167 236H168V234H167ZM166 236V237H167ZM172 236V235H171ZM174 236H172L173 238H174ZM177 236V237H178ZM192 236V235H191ZM143 237V236H142ZM148 237H150L149 235H148ZM165 237V236H164ZM165 237V238H166ZM182 237V236H181ZM180 236H179V238H181ZM183 237H184V234H183ZM105 238V237H104ZM153 238H154V236H153ZM152 237H151V239L152 240H150V238L148 239V240H150L148 243L146 242V241H143L145 238H142V240L141 241H143L142 242V245H144V242H146L145 243V246H143L142 247V245L139 243V245L142 247V249H145L146 251L145 252H147L148 253V251H149V254L150 255H153L154 254V258L152 259V257H151V259H152V261L154 260V259H158L160 262H161V264L163 263L162 261H164V262H166V264H199L201 261H202V258H203V256H201V253H200V251L198 250V248H196V247H199V244H198V239H196V238H194L193 236L192 237H190L189 236V234H188V237L186 238V236H185V238H181L182 239V241H183V243H182V241H180L181 242V244H180V242H179V245L177 244L174 248H175V250L173 249V250H170L169 249V247H171V246H169V245H167V246H165V242H167L168 240H166L164 243L162 242L163 240H162V238H163V236H162V238L160 239V240H162L161 242H156L155 241V238L153 239ZM168 238H171V237H168ZM173 238H172V240H170V241H173ZM179 238H176V239H179ZM79 239H84L83 240V242L84 241H86V245L84 246V244L82 245V244H79V242H78V240ZM158 239L159 238H157L156 240L158 241ZM180 239V240H181ZM197 241H196V240ZM174 240H175V238H174ZM81 241V240H80ZM134 241H136V240H134ZM138 241V240H137ZM140 241V242H141ZM179 241V240H178ZM82 242V241H81ZM106 242V244H107V241H105ZM139 242V241H138ZM169 242V241H168ZM176 242H177V240H176ZM200 242V241H199ZM136 243V242H135ZM135 243H133V244H135ZM172 243V242H171ZM174 243V242H173ZM173 243H172V245H173ZM178 243V242H177ZM185 243H187V245L188 246H184V245H186ZM176 243H174V245H175ZM198 244V245H197ZM137 245H138V243H137ZM136 245V247H140L139 245L137 246ZM173 245V246H174ZM197 245V246H196ZM135 246V245H134ZM131 247V248H136V247ZM169 246V247H168ZM93 247H95L96 249H94V250H92L91 248H93ZM126 247H127V245H126ZM129 247V246H128ZM168 247V248H167ZM188 247V250L186 249H184V248H187ZM103 248V247H102ZM120 248V247H119ZM200 248V247H199ZM109 249V247H108V245H107V249H105V248H103V251L104 250H108ZM126 249V248H125ZM129 249V248H128ZM127 249V250H128ZM99 251H100V249H98ZM122 250V249H121ZM127 250H125L126 251V253H127ZM132 250V249H131ZM137 250V249H136ZM139 250V249H138ZM25 252V251H27V254H24V256H22V252ZM142 250H140V252H141ZM144 251V250H143ZM105 252V251H104ZM115 252V251H114ZM113 252V253H114ZM138 252V251H137ZM151 252V253H150ZM202 252V251H201ZM29 253V254H28ZM108 253V252H107ZM110 253V252H109ZM108 253V259H109V254ZM129 253V252H128ZM153 253V254H152ZM8 254V257L6 256ZM130 254V253H129ZM134 254V253H133ZM135 254H136V252H135ZM135 254L134 255H132V256H134V257H136L137 258V256H139V255H136L135 256ZM141 254V253H140ZM174 254H176V256L178 257V262L176 261V259L173 257V255ZM202 254L203 255H206V257H207V254H204L203 252H202ZM115 255H118V253L117 254H115ZM121 255V254H120ZM120 255H118V256H120ZM127 255V254H126ZM145 255V254H144ZM143 255V258H142V256H141V258L139 257L138 258V260L136 261V262H134V264H145L146 263V260L148 259H150V255H147V257L146 256H144ZM171 255H172V257L174 258H172L173 260H175L176 261V263L175 262H173V261H171V260H169V258L171 257ZM27 257L28 259H29V262H28V259L27 260H23V258L24 257ZM123 256V255H122ZM170 256V257H169ZM175 256V257H176ZM100 258H101V256H99ZM106 257V256H105ZM111 257H112V255H111ZM116 258H117V256H115ZM115 257H113V260L115 259ZM145 257V258H144ZM149 257V258H148ZM176 257V258H177ZM147 258V259H146ZM208 258V260H209V262H210V259L211 258H209V257H207ZM207 258H205V261H206V259ZM118 259V258H117ZM129 259V258H128ZM101 260V259H100ZM100 260H99V262H100ZM111 260V259H110ZM110 260H109V262H110ZM126 260H127V258H126ZM147 260V261H148ZM158 260H156V262L158 261ZM168 260V261H167ZM207 260V261H208ZM104 261V260H103ZM112 261V260H111ZM128 261V260H127ZM127 261H123V259L122 260H120L119 259V262H116L117 264L119 263V264H128L129 262H127ZM211 261H212V259H211ZM214 261V260H213ZM217 259L214 261L216 264H217ZM219 261V260H218ZM27 262V263H26ZM93 262V263H92ZM97 262H98V260H97ZM102 262V261H101ZM108 262V261H107ZM156 262H153V263H156ZM199 262V263H198ZM221 262V261H220ZM220 262H218V263H220ZM232 262V261H231ZM230 262V263H231ZM5 263V264H6ZM131 263V262H130ZM129 263V264H130ZM149 263H150V261H149ZM153 263H151V264H153ZM158 263V262H157ZM156 263V264H157ZM215 263H213V264H215ZM224 263V262H223ZM239 264H240V262H238ZM4 264V263H3ZM99 264V263H98ZM102 264H105V262H102ZM108 264V263H107ZM111 264V263H110ZM200 264H202V263H200ZM205 264V263H204ZM207 264V263H206ZM209 264H212V263H209ZM232 264H234V262L232 263ZM237 264V263H236ZM242 264H243V262H242Z\"/></svg>","mask_w":264,"mask_h":264}]
</instances>
